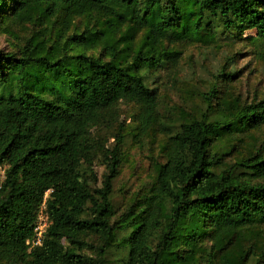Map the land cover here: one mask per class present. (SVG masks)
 Returning a JSON list of instances; mask_svg holds the SVG:
<instances>
[{
  "label": "trees",
  "instance_id": "obj_1",
  "mask_svg": "<svg viewBox=\"0 0 264 264\" xmlns=\"http://www.w3.org/2000/svg\"><path fill=\"white\" fill-rule=\"evenodd\" d=\"M252 30L264 52V0H0V264H109L114 246L120 264H264V95L224 64L164 114L150 82L185 45ZM122 103L163 160L117 215Z\"/></svg>",
  "mask_w": 264,
  "mask_h": 264
},
{
  "label": "rangeland",
  "instance_id": "obj_2",
  "mask_svg": "<svg viewBox=\"0 0 264 264\" xmlns=\"http://www.w3.org/2000/svg\"><path fill=\"white\" fill-rule=\"evenodd\" d=\"M253 37L255 33L252 30L247 31L242 39L230 38L210 45L203 42L185 45L177 64L169 63L150 81L152 83L156 78V81L158 80L157 84H152L158 87L162 98V112L176 115L178 106L185 102L195 106L196 102L200 101L202 91L207 90L224 64L227 71L238 73L233 79V86L244 98L251 100L256 95H264V52L257 51V47L251 41ZM0 48L10 49L4 37L0 38ZM227 57L230 58L227 60ZM220 82L221 87H226L225 81ZM118 109L122 115L121 120L127 123L128 134L123 147L124 163L120 175L114 182L112 201L117 215L122 213L135 192L142 186L152 184L155 162L163 160L152 137L139 139L135 136L138 132L132 120V105L122 103ZM116 126L115 121L110 125L101 124L96 128V132L105 134L112 142V134L115 128L116 130L118 128ZM97 170L99 176H102L104 167L98 165ZM3 177L4 168H0V178ZM119 236L122 237V234ZM122 255L123 249L114 246L108 255L109 264H120Z\"/></svg>",
  "mask_w": 264,
  "mask_h": 264
},
{
  "label": "built area",
  "instance_id": "obj_3",
  "mask_svg": "<svg viewBox=\"0 0 264 264\" xmlns=\"http://www.w3.org/2000/svg\"><path fill=\"white\" fill-rule=\"evenodd\" d=\"M49 224H50V221L46 213V203L44 202L38 214V220L35 226L34 236L31 240L28 241L31 248L42 244L45 232Z\"/></svg>",
  "mask_w": 264,
  "mask_h": 264
}]
</instances>
